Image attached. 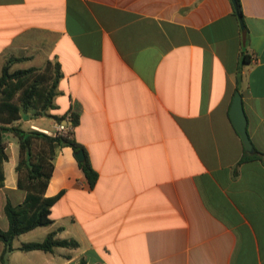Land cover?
Segmentation results:
<instances>
[{"label":"crops","instance_id":"0c3cea01","mask_svg":"<svg viewBox=\"0 0 264 264\" xmlns=\"http://www.w3.org/2000/svg\"><path fill=\"white\" fill-rule=\"evenodd\" d=\"M240 4L242 27L230 0H0V66L10 53L29 56L15 66L58 62L50 112H78L72 138L96 171L89 186L71 145L56 147L44 194H60L48 226L77 245L44 256L264 264V0ZM235 90L251 152L228 115ZM13 144L2 211L24 195Z\"/></svg>","mask_w":264,"mask_h":264},{"label":"trees","instance_id":"16d2710c","mask_svg":"<svg viewBox=\"0 0 264 264\" xmlns=\"http://www.w3.org/2000/svg\"><path fill=\"white\" fill-rule=\"evenodd\" d=\"M232 12L242 18L240 0L231 2ZM28 55L7 54L0 66V185L3 184L2 163L7 159L6 144L14 140L17 153L14 164L16 185L24 190L23 198L17 203H11L6 198L3 212L7 226L0 227V264H5V254L13 249H40L51 251L55 246L75 247L77 241L72 237H59L56 231L61 227L48 230L39 240H28L18 245L12 244V239L19 233L38 225L52 222L50 206L58 198L60 191L45 195L44 190L51 175L52 158L57 146L71 145L73 150L82 148L81 144L72 138V129L67 134L49 135L30 127L22 121L25 118L38 116L51 117L56 122L66 115L73 127L78 120L77 111L66 114L51 113L54 107L53 97L57 93V80L61 75L57 61H45L42 66H13L14 63L27 60ZM253 152L257 151L253 147ZM78 160L79 166L86 177L87 184L92 186L96 179V171L89 164L86 153ZM248 156L244 154L243 157ZM242 158V157H241Z\"/></svg>","mask_w":264,"mask_h":264},{"label":"rangeland","instance_id":"374dc122","mask_svg":"<svg viewBox=\"0 0 264 264\" xmlns=\"http://www.w3.org/2000/svg\"><path fill=\"white\" fill-rule=\"evenodd\" d=\"M23 63H25V61H19L17 63H14L12 65V67L15 65L23 64ZM12 141L14 143L13 145H16L15 141L14 140H12ZM5 221H6V217H5L2 209H0V226ZM48 225L49 224L38 225V226L33 227L32 229H29V230H26L24 232L17 234L12 239V244L14 243V244L18 245L20 242H23V241L41 239L44 236V234L49 230ZM55 247H58V246H55ZM43 252L44 251H42L40 249H34V250H32V252H28V251H24V250H20V249H14L13 253H11L9 255L7 254L8 256L5 254L6 255L5 256V264H58L59 260H57L54 257L48 258L47 256L43 255ZM67 264H72V263H67Z\"/></svg>","mask_w":264,"mask_h":264},{"label":"water","instance_id":"95a60500","mask_svg":"<svg viewBox=\"0 0 264 264\" xmlns=\"http://www.w3.org/2000/svg\"><path fill=\"white\" fill-rule=\"evenodd\" d=\"M230 1L234 5V0H230ZM237 18L240 27H242V20L238 16ZM228 115L233 127L235 128L236 132L238 133L241 139L244 150L251 152L252 145L247 135V131L245 127L246 117L243 111L241 97L238 90H235L232 94L231 101L228 107ZM74 155L77 159H81L83 155L82 150L78 148L77 150L74 151Z\"/></svg>","mask_w":264,"mask_h":264},{"label":"built area","instance_id":"2783aa9c","mask_svg":"<svg viewBox=\"0 0 264 264\" xmlns=\"http://www.w3.org/2000/svg\"><path fill=\"white\" fill-rule=\"evenodd\" d=\"M69 116L66 115V117L61 120L56 122L52 128H37L41 131H43L44 133H47L49 135H55V134H67L69 133V131L71 129H73V127L70 125L69 120H68ZM31 127H33L32 125H30ZM36 128V127H33Z\"/></svg>","mask_w":264,"mask_h":264}]
</instances>
